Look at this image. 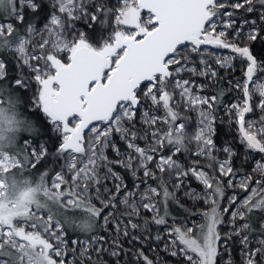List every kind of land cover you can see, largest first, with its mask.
<instances>
[{
	"label": "rangeland",
	"instance_id": "obj_1",
	"mask_svg": "<svg viewBox=\"0 0 264 264\" xmlns=\"http://www.w3.org/2000/svg\"><path fill=\"white\" fill-rule=\"evenodd\" d=\"M37 1L54 10L45 23L20 35L22 59L9 52L20 65V78L11 86L42 117V141L24 145L40 159L57 145V163L44 176L48 187L66 194L67 210L57 205V212L75 234L94 228L95 217L98 228L89 239H66V254L55 258L67 264H264V235L247 223L264 218V67L249 50L258 34L264 41V0H214L203 31L168 58L169 73L143 83L132 102L119 104L113 117L81 136L73 134L78 117L62 123L48 112L57 77L48 73L38 86L35 66L44 63L37 57L58 69L70 59L58 48L73 53L86 45L105 57L106 78L129 37L122 28H137L144 36L154 16L137 0ZM10 29L0 24V35ZM54 36L58 41H51ZM55 42L57 55L51 52ZM3 66L0 59V79ZM0 96L7 103L0 110L20 114L15 102ZM32 132L26 118L15 121L11 133H0V150H14L6 138ZM11 170L5 180L0 174L1 203L20 197L19 175L31 182L36 176L35 170ZM159 184L167 191L162 197ZM166 195L193 214L163 218L158 213ZM203 215L215 220L214 227L208 223L196 247L187 249L184 241ZM62 233L66 237L63 225Z\"/></svg>",
	"mask_w": 264,
	"mask_h": 264
},
{
	"label": "water",
	"instance_id": "obj_2",
	"mask_svg": "<svg viewBox=\"0 0 264 264\" xmlns=\"http://www.w3.org/2000/svg\"><path fill=\"white\" fill-rule=\"evenodd\" d=\"M214 0H137L140 8L154 16L156 27L141 39L122 41L123 54L105 78V57L83 45L57 69L58 89L48 100V112L65 123L79 118L73 132L86 133L108 119L118 105L132 102L135 90L155 76L169 73L167 60L195 33L201 32L211 16L207 8Z\"/></svg>",
	"mask_w": 264,
	"mask_h": 264
},
{
	"label": "crops",
	"instance_id": "obj_3",
	"mask_svg": "<svg viewBox=\"0 0 264 264\" xmlns=\"http://www.w3.org/2000/svg\"><path fill=\"white\" fill-rule=\"evenodd\" d=\"M0 103H2V100H0ZM38 116L42 122V117L40 115ZM15 121H19V117L16 113L9 114L7 111L0 110V133H11ZM6 140L9 143H13V153L18 155L21 160V165L15 167L11 171H15L16 174H18L20 171L28 172L35 170L36 176L33 178L34 181L31 182L28 179L21 180V176L19 175L18 186L21 190L19 192L20 197L17 200L10 199L8 202H0V222L4 225L11 226L14 235L26 244L22 251L12 248L7 244H0V264H19L21 262V254L23 251L33 257V264H67L60 259L58 260L49 256L46 251L47 245L37 235L28 234L21 225L15 224V221L20 220L35 222L38 227H46L47 223L43 218L35 217L30 213L31 205H35L39 208L42 207L41 209L44 211L53 214V216L62 223L64 228L68 229L64 220L57 212V205L64 210H67L64 205L65 203L62 200L63 195L66 194H63L61 191L59 192L57 186L52 188L48 187L44 177L45 175L49 176L52 167L57 163V145L55 149L49 151L48 154L40 159L33 157L26 149V146L24 145L26 140L22 139L21 134L14 139L10 136L9 138H6ZM7 141L5 142L7 143ZM40 141L42 140L35 143L37 144ZM2 149L9 150L10 148L9 146H4ZM38 164H40V167H38ZM8 172H5L2 176L4 177L5 175L6 178H8ZM63 190L67 191V188H64ZM37 195L41 196L43 199L35 201L34 197ZM44 200L47 203L46 205L43 203ZM39 245L44 247L42 252H38L36 249Z\"/></svg>",
	"mask_w": 264,
	"mask_h": 264
},
{
	"label": "trees",
	"instance_id": "obj_4",
	"mask_svg": "<svg viewBox=\"0 0 264 264\" xmlns=\"http://www.w3.org/2000/svg\"><path fill=\"white\" fill-rule=\"evenodd\" d=\"M38 3H40V8L36 12L25 13L23 21L20 22L13 21L14 25L10 33L0 36V59L4 62V67H5V78L0 79V92L3 93L0 95L3 96L5 95L8 98V100H10L11 102L12 101L15 102L13 106H16L18 109H20L21 115L16 112V114L19 117V120H22V118L24 119L26 118L27 121L30 123L33 132L27 135L21 134V136L22 139L29 140L31 143L40 140L41 137L44 135V130L41 126L42 123L40 121L39 116L36 113L30 111L31 110L30 106L28 105V103L25 102L26 99L24 98L25 95L23 91H20V89H18L15 86H11L13 82H15L20 78V65L18 64L16 59L6 50V47L15 38V36L24 35L26 34L27 29H32L34 26L41 25L46 22L48 15L54 10V8L45 2L39 1ZM249 50H250V54L253 57V60L261 67H264V41L261 37V34H258L252 40V42L249 45ZM4 91H8V92L5 93ZM2 104H7V103H5V101L2 100ZM22 111L26 115H23ZM121 148H123V146H121ZM6 151L13 153V151L10 150H6ZM59 156H61V153L59 154ZM159 190H160V197H162V195L164 196V194L167 192L166 188L162 184H159ZM165 197H167L165 199L166 200L165 203L160 201V208L158 213L163 218H167V217L189 218L191 214H193L184 207L175 203L173 199L170 198L169 195H166ZM176 208L178 209V211H175ZM256 216L257 215H255L254 217ZM92 220L94 221L92 225L94 226L95 230L94 228H92L89 232L93 230H94L93 232H95L96 230H98L96 226V217ZM57 221L59 220L57 219ZM210 221L211 218L206 219V217L203 215V222L200 224V226L193 227L194 230L191 232L190 237L188 238L187 241H184L185 247L187 249L196 247L195 244L199 233L203 232V229L206 228V225ZM214 223L215 220L214 222L209 224L210 225L213 224L214 227ZM247 223L249 228L253 229L254 233H260L264 235V218L260 219L257 222L252 221L251 219H247ZM64 229L66 231L65 234L67 240H70L75 237L86 238V239L90 238L88 237L89 235H87L89 232L86 234H75L71 232L70 229L67 228ZM76 261L78 262L79 259H76Z\"/></svg>",
	"mask_w": 264,
	"mask_h": 264
},
{
	"label": "built area",
	"instance_id": "obj_5",
	"mask_svg": "<svg viewBox=\"0 0 264 264\" xmlns=\"http://www.w3.org/2000/svg\"><path fill=\"white\" fill-rule=\"evenodd\" d=\"M147 24L148 25L144 27L147 32L156 27L153 17L151 21H148ZM122 30L124 33H127L126 35L129 37H134L136 39L143 37V35H141L138 32L137 28L126 27V28H122ZM16 41H17L16 43H10L9 45H7L6 50L8 52H12L18 59H22V55L25 53L24 38H20V36H18L16 37ZM51 41H58L57 37L55 38L54 36V38L51 39ZM51 52L53 55H57V42L54 43ZM58 53L59 54L64 53L70 57L72 50L71 48H61V49L58 48ZM37 58H39L40 61L44 63V66L42 68L40 67V65L35 66L38 69L35 75V80L38 86L41 87L42 83L44 82V78L46 75H48V73H50V75L54 77H57V69H55L52 66V63L48 61L46 57L45 59L43 55H39V57ZM24 65L27 64L25 63ZM2 76H4V69L0 70V77ZM53 86L55 87L56 90L58 89L57 79L55 80ZM114 114L115 112L110 117H113ZM20 164L21 161L17 155L11 154L6 150H0V174L9 171L12 168L18 167L20 166ZM4 192H5V185L3 183V179L0 177V196L4 194ZM30 213L35 217L43 218L47 223L46 227H38L35 222H27L20 220L15 221V224L24 225L26 233L37 235L47 245L46 251L49 256L57 258L59 254L65 255L67 245H66V237L62 233L61 223L57 221V219L50 212L44 211L43 209L35 205H31ZM2 242H6L8 246L21 251L26 246V244L22 240L18 239L14 235L13 228L11 226L4 225L3 223L0 222V244H2ZM36 249L38 252H42L44 247L39 245L37 246ZM32 263H33L32 257L28 253L23 251L21 254V262L19 264H32Z\"/></svg>",
	"mask_w": 264,
	"mask_h": 264
},
{
	"label": "flooded vegetation",
	"instance_id": "obj_6",
	"mask_svg": "<svg viewBox=\"0 0 264 264\" xmlns=\"http://www.w3.org/2000/svg\"><path fill=\"white\" fill-rule=\"evenodd\" d=\"M27 2L28 0H0V24L4 23L5 25L9 24L11 26L10 27L11 29L8 30V33H10L11 30L13 29V25H14L13 21H16V22L23 21L25 13L36 12L40 8V3H38L37 0H35L36 4L33 5L32 7H29L27 5ZM13 15H18V16L13 17ZM18 36L20 35L15 36V38ZM141 38H138V39H141Z\"/></svg>",
	"mask_w": 264,
	"mask_h": 264
},
{
	"label": "bare ground",
	"instance_id": "obj_7",
	"mask_svg": "<svg viewBox=\"0 0 264 264\" xmlns=\"http://www.w3.org/2000/svg\"><path fill=\"white\" fill-rule=\"evenodd\" d=\"M210 6H211V5H210ZM204 28H205V27H204ZM202 31H203V30H202ZM187 43H188V42H187ZM187 43H186V44H187ZM186 44H184V45H186ZM184 45H183V46H184ZM178 49H179V48H178ZM103 73H104V69H103Z\"/></svg>",
	"mask_w": 264,
	"mask_h": 264
}]
</instances>
